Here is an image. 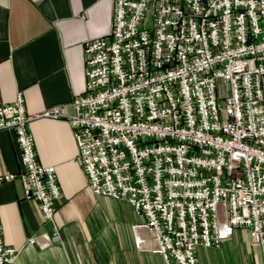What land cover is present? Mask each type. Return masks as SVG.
<instances>
[{
  "label": "built area",
  "instance_id": "2783aa9c",
  "mask_svg": "<svg viewBox=\"0 0 264 264\" xmlns=\"http://www.w3.org/2000/svg\"><path fill=\"white\" fill-rule=\"evenodd\" d=\"M113 5L110 38L84 47V93L41 113L26 111L22 93L0 104V133L15 132L24 170L0 184L19 177L24 198L52 224L26 243H64L57 170L39 162L29 131L64 120L94 194L144 215L168 264H199V247L220 248L240 228L264 264V0ZM19 253L4 243L0 215V264Z\"/></svg>",
  "mask_w": 264,
  "mask_h": 264
},
{
  "label": "crops",
  "instance_id": "0c3cea01",
  "mask_svg": "<svg viewBox=\"0 0 264 264\" xmlns=\"http://www.w3.org/2000/svg\"><path fill=\"white\" fill-rule=\"evenodd\" d=\"M113 0H0V104L18 93L25 109L41 113L84 93L85 44L110 38ZM65 113L74 110L67 106ZM39 162L57 170L63 199L55 225L63 245L46 249L27 239L52 231L38 203L24 198L20 178L0 184L4 243L20 250L15 264H168L126 200L94 194L81 167L73 129L64 120L30 123ZM16 134L0 133V175L23 172ZM199 264H263L248 231L235 229L220 248L197 249ZM170 264H177L174 260Z\"/></svg>",
  "mask_w": 264,
  "mask_h": 264
},
{
  "label": "rangeland",
  "instance_id": "374dc122",
  "mask_svg": "<svg viewBox=\"0 0 264 264\" xmlns=\"http://www.w3.org/2000/svg\"><path fill=\"white\" fill-rule=\"evenodd\" d=\"M220 83V82H219Z\"/></svg>",
  "mask_w": 264,
  "mask_h": 264
}]
</instances>
